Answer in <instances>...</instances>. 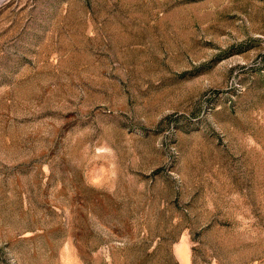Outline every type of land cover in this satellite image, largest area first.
I'll use <instances>...</instances> for the list:
<instances>
[{
	"label": "rangeland",
	"instance_id": "1",
	"mask_svg": "<svg viewBox=\"0 0 264 264\" xmlns=\"http://www.w3.org/2000/svg\"><path fill=\"white\" fill-rule=\"evenodd\" d=\"M0 264H264V0H0Z\"/></svg>",
	"mask_w": 264,
	"mask_h": 264
}]
</instances>
